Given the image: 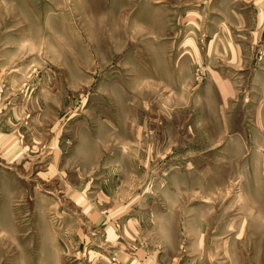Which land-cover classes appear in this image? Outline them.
Returning a JSON list of instances; mask_svg holds the SVG:
<instances>
[{
	"label": "rangeland",
	"instance_id": "rangeland-1",
	"mask_svg": "<svg viewBox=\"0 0 264 264\" xmlns=\"http://www.w3.org/2000/svg\"><path fill=\"white\" fill-rule=\"evenodd\" d=\"M256 8L0 0V264L177 263L202 228L206 264H264Z\"/></svg>",
	"mask_w": 264,
	"mask_h": 264
},
{
	"label": "crops",
	"instance_id": "crops-1",
	"mask_svg": "<svg viewBox=\"0 0 264 264\" xmlns=\"http://www.w3.org/2000/svg\"><path fill=\"white\" fill-rule=\"evenodd\" d=\"M257 34L258 36L255 38V41L260 43V49L264 50V16H263V12L259 11V9H257ZM263 17V18H262ZM259 54H257L255 57H253L254 59L251 62H255V65L251 68L252 70V76H251V81H250V91H249V98L247 100V102L249 104H252L253 102H255L254 97H255V93L253 90H255V88L258 89V91L260 93H262V96L259 97L256 101V109H257V119L255 121V119H252V121L255 122V124L258 126H263L264 127V54L262 56V61L258 60ZM232 61L236 64H243L244 63V59L243 57L237 55H233L232 56ZM257 59V60H256ZM244 70V68H240V71ZM250 70V71H251ZM221 82H217L218 87L220 86L219 90L222 92H231V87L229 86V84L227 82H225L222 78H220ZM231 98V94L228 95L227 98L225 99H229ZM4 125H0V133L3 135H7L6 133H3L2 131L4 129L3 128ZM263 133L261 134V141L264 142V128H262ZM248 155H251V159L254 163V160L261 158L263 160L264 158V143L262 144H258V147H252L249 152L247 153ZM264 162V160L262 161ZM260 168V166H258ZM90 211H94V210H90ZM104 213V212H102ZM99 210L94 211L92 213V217H98V219L101 218V221L106 218L107 216H104L105 214H102ZM110 217V216H109ZM109 217L107 218L109 220ZM105 219V220H107ZM104 220V221H105ZM198 220V219H197ZM200 221V220H198ZM132 220H126L123 224V229L120 231V235L116 234V238L118 239L119 243H122L123 246L125 247L127 244H131L134 243L133 241L136 240V237H140V232H138L136 230V227L134 224L131 223ZM201 222V221H200ZM245 224H242V227ZM246 228H248V222L247 224L244 226ZM250 228V226H249ZM243 229V228H242ZM240 229V230H242ZM118 233V232H117ZM243 233V232H242ZM242 233H238L239 236L236 238H240L242 236ZM186 234H188V238H190V243H188V246H186V244H184L183 246H181V248L183 250H186V253L188 254V256H183L182 258L180 257L179 261L176 262H170V263H165L162 262L161 257L159 256H150L148 257L147 255V259L144 260L143 262L141 261H137V262H133V263H129V262H122L121 264H206L204 262L205 260V255L208 254V249L206 248V232L205 230L202 229H197V230H188L186 232ZM122 239V240H121ZM115 240V239H113ZM113 240H111L109 238V232H108V236H106V238L104 239L105 243L109 245L110 242H112ZM111 244V243H110ZM191 245V247H190ZM110 246V245H109Z\"/></svg>",
	"mask_w": 264,
	"mask_h": 264
}]
</instances>
